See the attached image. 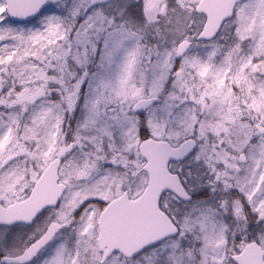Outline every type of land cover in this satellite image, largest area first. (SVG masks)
Returning a JSON list of instances; mask_svg holds the SVG:
<instances>
[{"label":"snow or ice","instance_id":"snow-or-ice-1","mask_svg":"<svg viewBox=\"0 0 264 264\" xmlns=\"http://www.w3.org/2000/svg\"><path fill=\"white\" fill-rule=\"evenodd\" d=\"M0 264H264V0H0Z\"/></svg>","mask_w":264,"mask_h":264}]
</instances>
